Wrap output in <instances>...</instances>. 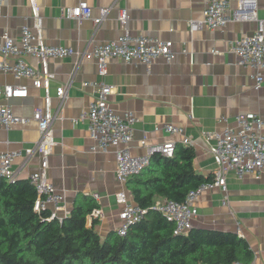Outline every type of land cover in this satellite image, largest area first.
Returning <instances> with one entry per match:
<instances>
[{"label":"crops","instance_id":"obj_1","mask_svg":"<svg viewBox=\"0 0 264 264\" xmlns=\"http://www.w3.org/2000/svg\"><path fill=\"white\" fill-rule=\"evenodd\" d=\"M86 1L92 9V18L64 14L66 7L75 5L77 0H37L43 41L81 50L116 39L124 31L172 40L175 54L170 62L157 59L144 65L118 58L108 61L104 76L112 87L108 104L119 115L132 111L136 117L130 142L132 154H143L148 145L169 140L191 146L194 170L212 179L215 163L210 149L215 143L214 135L226 127L235 128V115L256 113L263 121L264 135V80L255 89L254 69L239 65L230 51L232 42L255 32L256 21H230L223 28L201 26L192 31L190 23L202 18L205 0ZM228 1L234 6L238 0ZM103 8L106 13L95 26L93 18ZM121 9L127 14L124 27L118 22ZM255 12L264 25V0H256ZM31 22L26 0H4L0 42L5 31L18 40L21 27ZM25 59L38 65L33 57L26 55ZM75 63L74 55L50 59L48 63L53 76L47 92L55 117L50 125L52 145L46 173L48 181L63 197L66 210L60 211L58 217L67 215L76 199L87 196L97 204L87 215V225L96 220L94 228L103 237L121 223L116 192L129 189L116 179L113 151L90 149L88 121L81 119L80 113L87 110L95 89L92 85L83 86V81H93L98 75L93 60L79 62L74 70ZM68 81L65 98L59 99L56 87ZM4 84L28 87L26 97H0V105L9 104L16 115L27 119L9 129L0 127V152L21 151L12 167L17 170V179L28 178L41 165L39 154L26 158L24 149L38 139L37 124L31 117L35 108L43 107L46 89L34 87L28 77L16 78L11 72L0 70V85ZM164 124L179 126L182 132L169 134L163 129ZM183 138L189 142L182 143ZM225 176L227 202L223 203V193L218 187L203 190L195 200L197 214L191 226L237 233L252 250L249 264H264V172L257 179L250 174L238 178L233 171Z\"/></svg>","mask_w":264,"mask_h":264},{"label":"built area","instance_id":"obj_2","mask_svg":"<svg viewBox=\"0 0 264 264\" xmlns=\"http://www.w3.org/2000/svg\"><path fill=\"white\" fill-rule=\"evenodd\" d=\"M4 0H0V11ZM29 4L31 24L21 27L20 38L13 39L7 31L1 34L0 42V70L11 72L14 77H28L36 88L44 87L46 94L43 107L35 108L31 119L38 128V139L33 146L24 149L26 158L35 153L41 157V165L37 171L28 175L38 196L34 202L36 210L49 208L51 216H57L65 211L62 204L63 197L57 193L53 184L47 179V158L52 145L50 125L55 113L51 109L48 81L53 74L49 71L50 59H59L74 55L77 63L83 60H93L96 64L98 78L93 81H83V86L92 85L95 96L86 111L80 113L81 119L88 121V133L92 139V151L106 152L112 150L116 163V179L121 184L134 175L140 173L150 163L153 153H160L165 157L174 154V141L148 145L143 154L134 155L130 151L132 140V124L136 117L132 111H124L122 115L116 113L108 104L111 85L104 81L107 74L108 61L118 58L124 62H137L149 65L157 59L170 62L174 57L171 39H161L146 35H132L128 31L121 33L116 39L100 44L87 46L76 50L71 46L48 44L41 36L42 17L37 0H26ZM256 0H238L231 6L228 0H205L203 16L199 21H191L190 29L196 30L201 26L210 29L225 27L230 21H256L254 33L246 34L236 39L230 45V51L235 55L237 63L254 69V88L259 89L264 80V25L256 17ZM92 9L86 0H77L73 6L66 7L64 14L75 18H92ZM106 9L103 8L98 17L93 18L95 26L102 21ZM126 11L118 13V22L125 26ZM182 52H186L185 49ZM33 57L37 66L26 61L25 56ZM12 57L13 60H9ZM69 81L56 87V95L64 99ZM28 87L25 84L0 85V97H26ZM27 119L14 113L9 104L0 105V127L9 129L13 125L24 123ZM236 127H226L214 135L215 143L211 146L215 168L212 179L204 182L186 194L184 200L158 198L153 205L162 215L174 223V234H185L191 227L193 217L197 214L195 200L205 189L218 187L223 193V203L227 202L226 173L233 171L238 178L253 175L259 178L264 172V135L261 132L262 119L253 112L237 114L234 117ZM163 129L169 134H178L182 128L173 124H164ZM187 138L182 143H188ZM21 151L0 152V177L13 181L17 177V170L12 167L14 159ZM115 198L120 205L121 223L115 229L119 236H124L129 226L142 217L145 209L131 200V195L125 188L116 192ZM206 264V263H200ZM220 264H249L239 260Z\"/></svg>","mask_w":264,"mask_h":264},{"label":"trees","instance_id":"obj_3","mask_svg":"<svg viewBox=\"0 0 264 264\" xmlns=\"http://www.w3.org/2000/svg\"><path fill=\"white\" fill-rule=\"evenodd\" d=\"M194 150L175 143L172 157L156 152L126 185L131 200L145 209L124 236H100L87 215L97 206L81 197L63 217L35 210L28 178L0 177V264H220L250 263L252 250L235 232L191 226L174 234V223L153 207L158 198L184 200L189 190L210 181L194 170Z\"/></svg>","mask_w":264,"mask_h":264}]
</instances>
